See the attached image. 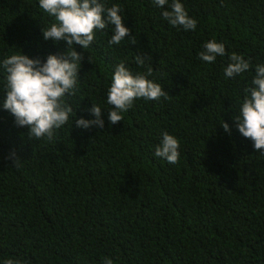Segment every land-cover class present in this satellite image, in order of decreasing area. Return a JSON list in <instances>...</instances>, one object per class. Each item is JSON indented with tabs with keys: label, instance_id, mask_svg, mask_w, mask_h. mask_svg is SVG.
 <instances>
[{
	"label": "trees",
	"instance_id": "trees-1",
	"mask_svg": "<svg viewBox=\"0 0 264 264\" xmlns=\"http://www.w3.org/2000/svg\"><path fill=\"white\" fill-rule=\"evenodd\" d=\"M106 2L122 6L132 36L110 46L109 25L90 48L74 46L84 55L79 91L52 141L29 139L3 109L0 71V264H264V150L234 121L264 64V0H180L194 31L171 26L168 5L153 0ZM50 21L38 0H0V60L63 54L66 42L43 38ZM212 39L226 55L207 64L198 53ZM232 52L251 69L227 78ZM138 54L151 59L138 65ZM120 62L133 73L151 67L170 97L138 99L113 125L107 88ZM93 104L104 127H76L95 119ZM164 132L180 141L176 164L154 155Z\"/></svg>",
	"mask_w": 264,
	"mask_h": 264
},
{
	"label": "clouds",
	"instance_id": "clouds-1",
	"mask_svg": "<svg viewBox=\"0 0 264 264\" xmlns=\"http://www.w3.org/2000/svg\"><path fill=\"white\" fill-rule=\"evenodd\" d=\"M161 15L173 27H182L185 31H194L197 20L190 17L180 0H153ZM39 8L51 18L49 25L42 28L45 40L66 42L63 54H49L46 60L39 57L30 58L22 53L6 55L0 60V71L4 74L3 109L14 116L17 127L28 129L29 139L46 138L52 141L55 133L66 125L73 114L68 98L79 91V72L84 55L78 52L75 45L85 50L91 47L96 34L109 25L113 26V34L109 45H119L126 37H131V30L125 26L120 4L108 6L106 0H38ZM132 43L136 41L132 39ZM226 55V47L216 39L207 41L203 50L198 53L199 59L207 64L215 63L218 56ZM151 57L138 54L135 61L143 66ZM89 60V59H88ZM90 62V60H89ZM251 69V61L242 54L232 52L229 63L224 68L227 78L242 75ZM152 68L144 73H133L130 68L120 62L114 68L111 82L107 88V104L111 105L108 113L110 124L123 121L126 113L138 99L159 102L167 100L170 95L160 84L149 79ZM87 111L95 119H74L76 127L89 129L104 127L102 108L93 106ZM235 125L243 137L253 142L254 149L264 150V64L255 65V75L251 85L244 89L243 100L239 105L238 114L234 116ZM222 128L230 131L227 122ZM180 141L173 135L164 132L160 143L155 147L154 155L176 164L180 158ZM261 152V151H260ZM15 156V153L12 154ZM20 160L14 161L18 166ZM4 264H20L14 259H7ZM104 264H114L110 258H104Z\"/></svg>",
	"mask_w": 264,
	"mask_h": 264
}]
</instances>
